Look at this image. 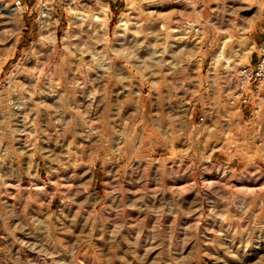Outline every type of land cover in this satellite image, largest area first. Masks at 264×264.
<instances>
[{
    "label": "rangeland",
    "instance_id": "rangeland-1",
    "mask_svg": "<svg viewBox=\"0 0 264 264\" xmlns=\"http://www.w3.org/2000/svg\"><path fill=\"white\" fill-rule=\"evenodd\" d=\"M11 8L0 264H264V85L228 103L264 52V0Z\"/></svg>",
    "mask_w": 264,
    "mask_h": 264
},
{
    "label": "built area",
    "instance_id": "built-area-1",
    "mask_svg": "<svg viewBox=\"0 0 264 264\" xmlns=\"http://www.w3.org/2000/svg\"><path fill=\"white\" fill-rule=\"evenodd\" d=\"M24 0H13V7L18 10L22 8ZM264 85V52L258 55L254 64L243 65L237 71V84L233 92L228 97V103L231 105L239 104V106L247 107L250 105V98L247 89H252L254 99H258L260 93L257 86ZM252 110L257 111L255 104Z\"/></svg>",
    "mask_w": 264,
    "mask_h": 264
},
{
    "label": "bare ground",
    "instance_id": "bare-ground-1",
    "mask_svg": "<svg viewBox=\"0 0 264 264\" xmlns=\"http://www.w3.org/2000/svg\"><path fill=\"white\" fill-rule=\"evenodd\" d=\"M16 8H11L8 9L7 11L9 13H12L13 11H15ZM50 22L47 20H43L42 21V27L44 28V30L42 31V35L45 39H50L53 40L54 39V34L53 32L50 31Z\"/></svg>",
    "mask_w": 264,
    "mask_h": 264
},
{
    "label": "crops",
    "instance_id": "crops-1",
    "mask_svg": "<svg viewBox=\"0 0 264 264\" xmlns=\"http://www.w3.org/2000/svg\"><path fill=\"white\" fill-rule=\"evenodd\" d=\"M263 30H264V29H263ZM256 59H257V58H256ZM256 59H255V60H256ZM254 62H255V61H254ZM254 62H252V63H248V64H245V65H252V64H254Z\"/></svg>",
    "mask_w": 264,
    "mask_h": 264
}]
</instances>
